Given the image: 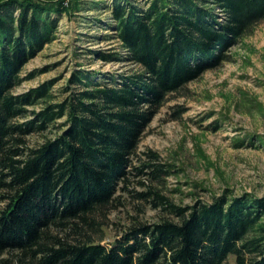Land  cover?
I'll return each instance as SVG.
<instances>
[{
	"label": "trees",
	"instance_id": "1",
	"mask_svg": "<svg viewBox=\"0 0 264 264\" xmlns=\"http://www.w3.org/2000/svg\"><path fill=\"white\" fill-rule=\"evenodd\" d=\"M64 2L0 0V264H264V196L177 204L160 189L173 165L138 147L169 95L229 60L264 21V0H114L109 36L126 52L98 55L138 70H79L60 100L51 82L14 92L59 15L82 7ZM132 174L149 181L137 194L158 221L104 243Z\"/></svg>",
	"mask_w": 264,
	"mask_h": 264
},
{
	"label": "rangeland",
	"instance_id": "2",
	"mask_svg": "<svg viewBox=\"0 0 264 264\" xmlns=\"http://www.w3.org/2000/svg\"><path fill=\"white\" fill-rule=\"evenodd\" d=\"M81 3L79 11L59 15L54 39L26 62L24 79L14 92L51 82L60 100L70 93L67 87H76L72 78L79 70L100 78L138 70L128 60L105 61L98 55L126 52L109 36L114 32L110 26L114 0ZM230 57L171 93L139 142L140 153L157 151L161 161L173 165L160 189L177 204L211 201L224 194L264 196V21L231 48ZM180 108L184 111L177 113ZM64 121L62 117L57 123ZM131 177L127 191L120 189L123 183L119 185L120 198L108 216L104 243L122 238L138 221H158L159 210L137 194L148 188L149 181L141 185L143 174Z\"/></svg>",
	"mask_w": 264,
	"mask_h": 264
}]
</instances>
